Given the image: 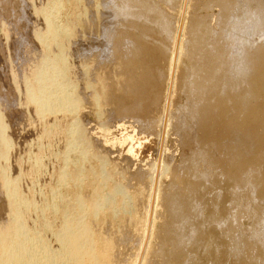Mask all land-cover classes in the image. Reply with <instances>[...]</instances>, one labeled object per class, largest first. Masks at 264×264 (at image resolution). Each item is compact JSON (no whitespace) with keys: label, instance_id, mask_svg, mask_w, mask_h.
<instances>
[{"label":"bare ground","instance_id":"bare-ground-1","mask_svg":"<svg viewBox=\"0 0 264 264\" xmlns=\"http://www.w3.org/2000/svg\"><path fill=\"white\" fill-rule=\"evenodd\" d=\"M46 1L47 2L44 4H42L43 2L41 1L42 5H40V7H35L32 10L35 23L41 24L40 27L37 24H34L32 27H30L33 30L30 32L31 29L29 28L30 30L27 31V33H32L31 35L33 39L32 48L30 51H28V59L31 58L32 61L30 62L32 63L30 65L28 64V72H24V70L27 68L24 69V66H22L18 73H14L12 76V83L14 90H16L17 93L21 92V102L23 99V104L20 105L22 108H24L25 105L28 111L32 113L30 114L32 118L25 117V120H27L25 123H28V121L29 123L32 121L34 122L36 119L39 122V124L35 123L37 121L36 120L34 122L35 124L33 123L34 126L39 125L38 128L34 126L33 128V124H31V128L28 129V124L27 126L24 124V127H28L27 129L25 128V132L27 130L30 131L31 129H39V131H41H38V134L34 132L37 136L40 135L37 137L34 134L35 137H37V139L32 141L34 144H36L34 146H37V150H35L38 152L39 150L41 151L45 149L46 146L43 145V139H46V144L51 142L48 144L49 146L52 144V142L54 143V139L49 142V138L51 136H55L56 138L61 137L62 140L60 141H62V146L59 145L60 148L55 151L54 154L52 153V161H55L57 165H53V162L51 161V167L55 166L52 170H50L51 173L48 171L47 163L49 164V162H47L48 158L46 156V158H44V155L37 157L39 155L36 151L35 155V152L33 153L32 150L28 149L31 144L30 146L27 145V147L29 146L27 148L28 151H32L30 152L31 155L28 154L29 152L27 153V151L24 150V153L27 155V161L24 158L22 159L24 163L22 160L21 161L22 164L27 162L28 165L26 166L30 168L27 170L32 172L34 175L32 176L35 178L42 175L43 177V174L49 172L52 177L51 180H53V184H50V181L49 183L46 182L49 184V187H47L48 185L46 184L44 189H47L43 194L44 197L42 198V204L36 205L39 203V201L34 204V202L32 203V201H29L30 199H28V197L25 195L27 194V196H29V191L30 193L31 191L34 193V188L36 187L35 184L37 182L39 183V180L37 182L35 181V184L29 181V184H32V187L28 184L29 189L30 187H35L33 190H29L27 188L29 190H26L28 193L25 192L26 194L23 195L22 191H19L21 189L19 187L20 179L18 175L17 177H10V168L12 166L9 167V156L12 159L11 154L15 152L16 144H14V142L16 140L14 139L15 141H13V135L15 134L13 133L14 130H11L13 127L11 125L12 123L8 122V125L11 123L10 130L12 131L13 135L11 134L7 123L5 120H3V117L0 114V163H2L0 165V192L1 195L6 199V211H8L6 222L0 223V264H110L111 253H109L107 248L102 251L100 250V239L99 237L97 239L94 237V234L96 233L93 232L91 228L92 226L87 224L86 218L94 217L96 219L99 212L101 213L100 210L103 209L105 211V208L110 210V214L112 215L116 210L118 211L116 213L119 214L121 209L124 211V207L122 206L126 205H123L124 203L121 202V209L120 206V210H118V208L116 209V207H118L117 203L120 205L119 201L115 202L116 198H125L124 196L128 193L124 192V187L126 188V186H124V183L121 181V184L116 182L115 185L112 186V189H109L107 192L106 187H108V185H104L108 184L107 182L110 180L112 181L113 179L111 177H114L111 176L112 173L109 172L112 171L115 174V170H118L119 168H115L114 163V167H110L112 170L107 169L106 167L108 166L106 165L110 163L108 162L109 158L102 155V153L100 154L101 151L99 152V149L98 152L100 155L97 153V151H91L93 147H95V145L98 146V144L93 146L95 142L93 143L92 140L96 141V139L95 137L94 139L90 137L91 134H88V130L86 131V124H84L83 120L80 118L84 112V105L87 104L86 100L88 99V92L90 93V97H92L90 102H95L97 104V106H95L96 108H94L96 112L100 113L102 111L100 107L98 108L100 110L97 111L99 104L102 102L105 103V101L109 100L112 101L111 97H109L111 99L105 97L106 99L101 101L100 95L98 91H96V87L93 86V84L97 85V83H93L95 81V72L93 71L94 68L88 67V62L93 57L95 58V62L93 61L94 59L92 61L97 64L96 66L99 69H101V67L105 68L104 64L106 65L105 61L109 60L108 58L111 57V59L115 61L113 63L111 60L113 63L112 65L108 63L110 61L109 60L107 65L110 64L111 70L113 69L115 73H117L119 79V82L117 81L116 84L114 97L116 102L115 115H118L117 117H120L122 120V125L120 124L121 122L118 123L120 126H122L121 128H123L126 123H130L131 126L133 123H137L140 125V129H142L144 132L147 131L149 133H155V140H157V151L160 153L159 157H161V159L159 158L157 162L153 163L146 175L148 179V193L145 203L146 210L144 214V223L143 228L141 227L142 230L140 234V240L135 251L136 254L133 262L131 263L144 264L143 262L145 260V254L147 253V248L149 246L148 243L150 242L152 228H154L153 225L155 224L153 220L155 209L157 207L156 203L159 196L158 188L160 180L163 179V175L169 173V170L167 169L168 165L163 161L162 155L165 149V145L163 143L167 139L168 135H170L169 132L172 129L171 127H174L173 120H176L174 128L179 133H181L183 140H191L197 145V150L195 148L196 152L190 158L191 165L195 167L199 163L209 164L211 159L208 154L212 152L215 156L218 153L217 150L219 151L220 149V144H216V142H211L209 146H206V148L201 147L202 137L205 136V133H208V135L210 133L213 134L211 128L215 126V123L218 121L216 119L217 115L215 113V109H213L211 106V99L208 98L209 95H212L214 98L218 96L219 99H225L229 101V104L233 102L230 104V106L236 104L234 102H237L239 105L240 114H246L247 111L255 108L256 102L260 99L261 92H264V81L261 79L264 78V70L262 71L260 66V63L264 65V0H212L210 4L206 5V8H212V6H215V8L216 6L219 7L220 10H218L221 11V17L219 18V21L222 22V24L224 23L223 28H218L217 30L206 25L207 22L205 23L203 19H198L196 24L187 30L188 25L186 23V19L184 20V18L185 8H189L188 3L186 6V2H188V0ZM158 1H163V3L169 7L173 5L174 2L178 3V17L176 19L174 18L175 21L173 24L170 23L171 15L169 16L163 11L166 9L165 7L164 9L159 7L160 2ZM26 5L28 6L27 3ZM163 5L164 4H162V6ZM170 9H172V7H170ZM70 10L73 12V14L68 13ZM25 11L27 10L24 9L23 12ZM165 11L168 13L170 12L169 9ZM108 12H112V16L116 19L123 18L121 25H125L126 28L122 31H114L106 27L107 30L105 29L103 31V37L107 43L104 44L105 47L103 52L98 54V56H91L95 53H92L91 55L89 54L91 49H87L88 45L86 49L82 48L84 43L82 42V38L85 39L83 36L87 31L90 33L89 34L87 32V34H89L87 36L90 37L91 35L92 37V33H94L92 31L96 23H98L99 19L103 20L105 16L108 15ZM31 16L29 18H31ZM31 20L32 19H30V21ZM34 20L32 21L34 22ZM30 21L29 24L31 25L32 21ZM112 22L109 21L111 24ZM28 25L27 28L29 27ZM217 26L219 27V25ZM153 28L157 29L156 33L163 36L164 39H167V42L169 43L167 47L168 49H165V52L168 54V72L165 81L166 87L162 97L160 96L161 94L159 95L157 92V85L155 84V81L148 92L146 90L147 81L149 78H152L153 75L150 76V74H148L147 70L145 69V67H147L145 62L146 54L148 55L150 53L146 52L145 48L147 44H152V42H157L155 43L156 45H161L160 39L155 40L153 37L154 39L152 40L150 38V33H152ZM83 31L85 33L84 35ZM26 34H24V36ZM253 35L261 36L263 41L259 44H255L252 39ZM26 36H28V34ZM29 37H25L26 40H29ZM96 39H98V36ZM88 42L92 44L93 41ZM20 43L18 44L21 45ZM94 44L96 45L95 42ZM90 48L94 50L95 46ZM97 52H99V49ZM105 53H108L111 56H105L108 55ZM184 55L187 57L186 65H188L186 68L187 73L184 78V84L187 86V101L185 105L173 110L174 108L172 105V98L175 92V86L177 85L175 84L178 72L177 68ZM161 57L162 56H160V59ZM93 62H91L92 66H94ZM153 67H155L154 64ZM111 70H108V72ZM157 75L158 81H160V72L157 73ZM101 89L99 91L103 94L105 90H103V88ZM18 102L20 103L19 99ZM261 102L262 100L260 103ZM26 108L24 110H26ZM96 112H94L95 115H93V117L96 116V114L98 116L99 113ZM27 113L28 112L24 114L26 115ZM97 116V121L102 120L101 117ZM20 119H22V116L17 120L21 121ZM50 120H52L53 123H50ZM18 123H15V125H18ZM60 123L61 126L64 124L62 129ZM99 124L102 125L101 122ZM108 125L106 126V129ZM40 126L42 127L40 128ZM259 126L261 128L256 133H254L248 128H239V126L236 125L232 131V144H227V146L224 145L223 149L233 152V158L240 157L239 150H242L243 153L247 154L252 148L255 138L260 133H262V130L264 129L263 122L262 125ZM103 128H105V125L100 127L101 132ZM109 129L110 128H108V130ZM132 129H134V127H132ZM106 131H104V133ZM132 131L135 133V130ZM58 138L57 141L60 143ZM115 138L116 137L113 139ZM120 138L119 139L122 140L123 137ZM108 139L109 138H107V140ZM124 139L126 140L127 136H125ZM116 140L117 138L115 141ZM120 142H123V140ZM128 142L131 143L130 140ZM98 143L100 144V142ZM103 143H105V141ZM107 143L110 145L109 142ZM117 144L125 145L127 143ZM194 144L192 146H194ZM103 147H99L100 150H102ZM48 150L49 149H47V151ZM32 153L35 156H33ZM46 153L43 151V154ZM47 155L51 156V154ZM107 156L109 155L107 154ZM126 156L128 157L127 153ZM131 156L130 159H132L134 155L131 153ZM90 159L93 161L97 159L98 162L97 160L95 162L100 163V166L98 167L99 164H97V167H94L95 170L93 167H89L88 165L91 161ZM18 161H20V159H18ZM18 161H14V165H18ZM129 163L128 166L130 167ZM93 164L90 166H93ZM19 167L22 166L19 165ZM168 168L171 169L170 167ZM21 169H18V172L22 171ZM106 169L109 170V172ZM30 171H27L29 175H31ZM172 171L175 172L174 170ZM27 172L26 175H23V172L21 175L25 177L27 176ZM119 172L122 173L121 170L118 171V173ZM88 175L92 176L93 181L95 180L94 175L98 176L99 180L101 178L102 183L99 181L98 182L102 184V188H105L107 193L105 191V193H101L102 189L100 192V186L98 188L97 183L95 190H98L99 192L95 193V195L92 190L91 192L95 195V198L91 201H88L91 199L90 198L86 200L88 201L86 202L84 200L85 196H83L81 192L83 186L85 187L87 184V180L91 179L88 178ZM22 176L20 178H22ZM202 177L206 178V176ZM27 178H31V176ZM32 179L33 178H31V180ZM84 181H86V184H84ZM89 181L88 183L90 185L91 181ZM93 181L91 182L92 184L95 183L97 179L94 182ZM21 183L22 182H20V185ZM92 184L91 187L93 188ZM89 185L87 184L88 187ZM95 185L96 184H94V186ZM171 188L173 194L169 196L165 202L169 213L168 221H170V223L163 227L161 233L163 236V242L172 247L169 252L164 253V259L169 262L177 258H181L180 260L184 258L183 248L185 240H187V242L195 241L196 235L194 229L190 231L188 237L184 236L183 232L184 226L191 222L192 219H195L196 215H198L196 206H193V204L190 205L188 203L185 196L186 194L184 195L183 185H181L178 181H175L173 182ZM186 189H188V192L192 193L190 188L186 187ZM191 193H188V195ZM38 194L35 193L34 195L38 197ZM40 195L41 194H39V196ZM30 196L34 198L33 195ZM127 196L128 195H126L125 199L128 198ZM90 197H92V195ZM38 200H40L39 197ZM121 200H123V202L127 201H124V199ZM190 200L191 199H189V202ZM127 202H129V200ZM261 208L262 207L259 209ZM129 211L131 210H128L127 212ZM261 211L262 209L260 210V214ZM262 216H264V209ZM261 218H258L259 221L257 222V226L252 229L250 228L251 230H249L250 233L248 236V242L249 244L252 243V245H259L260 248H262L260 264H264V218ZM93 219L92 222L95 220ZM88 220L90 221L91 219L89 218ZM239 230L242 229L239 228ZM242 234H244V232ZM238 238L236 241H238L239 245L241 244L239 242L245 239V237H240L239 240ZM101 242H103V240H101ZM233 242L235 243V241ZM232 245L234 244L232 243ZM236 245L237 244L234 245V250L236 249ZM248 245L246 244L245 246ZM241 246L242 245H239L237 247L239 251L236 254L232 250L236 255L234 256L237 259L239 256L241 257L245 251L243 250L245 247ZM104 247H106V244H104ZM251 250H249V252ZM242 258L244 259V257ZM255 258L256 257H254V259Z\"/></svg>","mask_w":264,"mask_h":264},{"label":"rangeland","instance_id":"rangeland-1","mask_svg":"<svg viewBox=\"0 0 264 264\" xmlns=\"http://www.w3.org/2000/svg\"><path fill=\"white\" fill-rule=\"evenodd\" d=\"M24 1L25 0H0V114L2 115L3 120H5L7 125H8V122L12 123V124L9 123L8 128L10 130V124H11L13 126V127L11 126L12 127L11 130L13 129L14 130V131L12 130L13 133L15 135H17V136L13 135L12 131L10 130L11 134L13 135V141L16 140L18 142V144L16 141H15L16 143L14 142V144H16V148H15V152L13 151L14 153L11 154L12 159L9 156V167L12 166L10 168V170H11L10 171V174H11L10 177L11 176L17 177V175H18V177L20 179L19 187L21 189L19 191H22L23 195L28 193L27 191H29L30 189L33 190V188L36 186L34 188L35 189L34 193H33V191H31V193H32L31 194L29 191V193H30V194L28 193L29 196H27V194L25 196L28 197V199H30L29 201H32V203L34 202V204H36L37 201H39V203L36 205H39V204L41 205L42 200H43L42 198L44 197L43 194H44L45 190L47 189V188L44 189L46 184L49 183V181H50V184H53V180H51L52 177L50 174L51 173L50 170H52L57 164L55 161H52L53 160L52 153L54 154L55 151H57L60 148L59 145H61L62 141H60V140H62V138L57 137L60 141V143H59L55 136L54 137L51 136L49 138V142L54 139V143L52 142V144L50 146L48 144H50L51 142L46 144L47 143L46 139H43L44 142L43 141L42 142H43V145L46 146L45 149L41 150L42 154H41L40 150L38 152L36 151L37 146H34L36 144H34V142H32V141H34V139H37V137L40 136V135L39 136L36 135V133L38 134V131H39V129L37 130L36 128H38L39 125L34 126L35 123L39 124V122L36 119L37 121L35 120L36 121V122L34 121L35 123L33 121L30 123H29V121H28V123H25V122H27V120H25V117L26 118L27 117L32 118V116H30V114H32V113H30L28 111V109L26 108L25 105H24V108H22V106L20 105V104H23L22 103L23 99L21 102V96H22V95H20L21 92L17 93L16 90H14V86L12 83L13 74L18 73V71H20L22 66H24V69L27 68L24 70V72H26V71L28 72L29 65L32 63V62H30V61H32V59L31 58L28 59V56H29L28 51L31 50L32 44H33L32 43L33 39H32V35H31L32 33L30 34V32L33 29L30 27H32V25H34V24H37V23H35V20H34L35 18H33L32 10H33V8L38 7V6L40 7V5L47 2L46 0L45 1H43V0H31V2H30V0H26L25 2L28 4V6H27ZM35 1H36V6H35ZM29 2H30V4H29ZM158 2H160L159 7L162 9H164V7H165L166 9H164L163 11L166 12L169 16L171 15L170 16L171 17L170 23L173 24L175 19L178 17V8H177L178 3L174 2L173 5L170 6V7H172V9H173L172 10V9H170V7L168 5L163 3V1H158ZM211 2H212V0H188V2H186V6L188 3V7H189L188 9H186L187 7L185 8V18H184V20L186 19V23L188 25L187 30L190 27L194 26L196 24V22L198 21V19H203L205 21V23L207 22L206 25L210 26L211 28H215V30H217L218 28L219 29L223 28L224 23L222 24V22L219 21V18L221 17V14H220L221 11H219L220 8L217 6H216V8H215V6H212V8H206V5L210 4ZM31 3H32V5H31ZM162 4H164V5L162 6ZM22 8H24L28 12L27 11L23 12L24 9H22ZM167 9L170 10V12H169L170 14L167 11H165ZM30 13L32 14V16ZM68 13L73 14V12L71 10ZM111 13L112 12H108V15L105 16V18L103 20L99 19L98 23H96L95 27L93 28L92 32H94V33H92V37H91V35H90V37L87 36L90 34L89 31H87L89 34H87V32L85 34L83 31V35L85 34L83 37H85V39L81 37L82 42H84L82 48L86 49L87 45H88L87 49L88 50L91 49V52L89 54L91 55L92 53H95V54H92L91 56H93V55L98 56V54L103 52L104 47H105L104 44L107 43V41H105V39L103 37V33H104L103 31L105 29L107 30V28H110L114 31H122L123 29L125 30V28H126L125 25H121L123 18L122 19H120V18L116 19L115 17L112 16ZM23 15L24 16L27 15V16L24 17ZM29 15L31 16V18H29L30 17ZM110 15H111V17H110ZM30 19L34 20V22L32 20H31L32 21L31 22ZM29 21L31 22V25L29 24ZM109 21H111V22L114 21V22H112V24H111V23H109ZM26 24L27 25L29 24L28 28H27ZM37 25L40 27L41 24L38 23ZM217 25H219V27ZM41 28H42V26H41ZM29 30H30V32L27 33V31H29ZM156 32H157V29L153 28L152 33H150V36H151L150 38L152 40L154 38H155V40L160 39L161 45L159 46V45L155 44L157 42H152V44H147V46L145 48L146 52H150V53L147 55L146 52L144 51V53L146 54L145 62L147 64L146 65L147 67H145V69L147 70L148 74H150V76L153 75V77L149 78L147 81L146 90L148 92V90L151 88V86L154 84V81H155V84L157 85V92L159 93V95L161 94L160 96L162 97L164 95V91H165V87H166L165 81H166L167 72H168V69H167V66H168V57L167 56H168V54L165 52V49H168L167 47H168L169 43L167 42V39H164L163 36L159 35ZM26 33L28 34V36H26L27 35ZM186 33H187V31H186ZM24 34H26V35L24 36ZM97 36H98V39H96ZM157 36H159V37H157ZM22 37H24V38H22ZM25 37L26 38L29 37V40L27 39L28 40L27 41ZM253 37H255V38H253ZM253 37H252V39H253L255 44H259L263 41V38L261 36L253 35ZM19 40H21L23 43ZM30 40H31V42H30ZM258 40H261V41H258ZM88 41H93V42L91 44ZM85 42H86V44H85ZM94 42L96 43V45L94 44ZM18 43H20L21 45H19ZM88 43H90V44H88ZM28 44H30V45H28ZM89 45H91V46H89ZM97 45H99V46H97ZM92 46L93 47L95 46L94 50L92 48H90ZM161 46H162V49H161ZM164 46H166V47H164ZM153 47H154V49H153ZM158 48H159V50H158ZM98 49H99V52H97ZM155 49H157V50H155ZM154 52H156V53H154ZM105 54H108V53H105ZM151 54H153V55H151ZM159 55L162 56L161 59H160ZM105 56H111V55L108 54ZM150 57H152V58H150ZM108 59L110 61L109 60L105 61L106 65L103 62L105 68L101 67L102 70L99 69L96 66L97 64L94 63L95 62L94 57L92 59H90L91 62L94 61L93 62L94 66H92L91 62L89 61L88 67L94 68L93 71L95 72V81L93 83H97V85L93 84V86L96 87V91H98L101 101L105 100L106 99L105 97H108V98L111 97L112 99L111 98H109V99H111L113 102L109 100V101H105L106 104L104 102L99 104V106L97 107V111L100 109L102 110L101 111L102 113L100 112L101 113V116H100V113L96 112V110L94 109V108H96L95 106H97V104L95 102L94 103L90 102L92 100L91 99L92 97H90V93L88 92V99L86 100L87 104L84 105V112L80 116V118L83 120L84 124H86V127H87L86 131L88 130L87 131L88 134H91L90 137H92V139H94V137H95V139H96V141L92 140L93 143L95 142L93 144V146L95 144H98L99 147L104 146L103 147L104 150L102 148H101L102 150H100V148L97 145H95V147L96 146L97 147L96 148L93 147V149H96V150L92 149L91 151L92 152L97 151L98 154L101 151L100 154L102 153V155L109 158L108 162H110V163H108L106 165V166H108V167H106L107 169H111L112 167H114V165H113L114 163H115V168H117V169L119 168L118 170H115L116 171L115 174L112 171L109 172V170L106 169L109 173H112L111 176H114V177H111L113 179L112 181L110 180L111 182L109 181V182H107L108 184L104 185V186L108 185V187H106L107 192L109 189H112V186H114L116 182H118L120 184L122 182V183H124V186H126V188L124 187V190H125L124 192L128 193L126 195H128L127 197L129 199L128 198L125 199L126 195L124 196L125 198H122V197L116 198L115 202L119 201V203H120V205H118V203H117L118 207H116V209L117 208H118V210L121 209V202L124 203L123 205H126V206H122V207H124L123 208L124 211L121 209L122 211L120 210L119 214L116 213V212H118L116 210L115 212H113L114 214L112 215V214H110L111 213L110 210L105 208V211L103 209L100 210L103 215L99 212L98 215L100 217L97 215V217H99V218L96 217V219H95L94 217H89L91 219L89 221L88 220L89 218L87 217L86 220H87V224L92 226L91 228H92L93 232L96 233V234H94V237L96 239L99 237V239H100V248H101L100 250L102 251V250H105V248H107L109 253H111L110 264H131L134 260L135 254H136L135 251L137 249V244L140 240V234H141V230L143 228V223H144L143 222L144 221V214H145V210H146L145 203H146L147 193H148V191H147L148 179H147L146 175H147V172L150 170L149 168H151V166L153 165V163L157 162V160H159V158L161 159V157H159L160 153L157 151V146H156L157 140H155L156 139L155 133H149L147 131L144 132L142 129H140V125H138L137 123L136 124L133 123L132 126L130 123H126L123 126V128H121L122 126H120V124L122 125V122H121L122 120L120 117H117L118 115H115V113H116V104L115 103L116 102H115V97H114L116 84H117V81L119 82V79H118L117 73H115V71L113 69L111 70V67H110V64L113 65V63L115 61L112 60L111 57ZM156 59H157V61H156ZM111 60L113 61V63ZM25 61H26V63H25ZM152 61H153V64L155 67H153ZM107 62L110 63V64H108L109 66L107 65ZM186 63H187V57L184 55V57H182V59L180 60L179 66L177 68L178 72H177V77H176V82H175V84H177V85L175 86V90H174L175 92H174L173 98H172V100H173L172 105L174 108L173 110L185 105V103L187 101V99H186V97H187V86H186V84H184V78H185L186 73H187L186 68L188 66V65H186ZM26 64L27 65L29 64L28 67ZM89 65H91V66H89ZM260 66H261V70L263 71L264 65H262L260 63ZM108 70H111V71L108 72ZM159 72L161 74L160 75V81H158V75H157V73H159ZM261 79L264 81V78H261ZM101 88H103V90H105L103 93L104 95L101 93L102 92ZM100 89H101V92L99 91ZM107 93H108V96H107ZM111 94H112V96H111ZM208 98L211 99V106L213 109H215V113L217 115L216 119L218 121L216 120L217 122L215 123V126H213L211 128L212 129L211 131L213 134L210 133L208 135V133H205L204 134L205 136L202 137V146L201 147L206 148V146H209L211 142H216V144L217 143L220 144V149H219V151L217 150L218 153L215 156L212 152H210L208 154L210 159H211L209 164L208 163H199L196 165L197 167L196 166L193 167L190 163V158L196 152L197 145L194 144V142L191 140H187V141L183 140V138L181 137V133H179L174 128L176 120H173L174 127H171L172 129L169 132L170 135H168L167 139L163 143L165 145V149H164V153L162 155L163 161L165 163H167V165H168L167 169L169 170V173L163 175V177H162L163 179L160 180V184H159V188H158L159 189V196H158V201L156 203L157 207L155 209L154 220H153V222L155 224L153 225L154 228H152L150 242L148 243L149 246L147 248V253L145 254V260L143 262L144 264H237V263L238 264H255V263L260 264L261 263L260 259H261L262 248H260L259 245H252V243L249 244L248 236L250 233L249 230H251L252 228L257 226V222L259 221V219L261 217L264 218V216H262V212L264 209V129L262 130V133H260L255 138V140L253 141L254 142L253 146L247 154L243 153L242 150H239V153H240L239 158H236V157L233 158L234 153L226 151L225 149H223V147H224V145L227 146V144L228 145L232 144L231 143V141H232L231 137L233 135L232 131L236 125L239 126V128H246V129L248 128L251 132L256 133L261 128L259 125H262V122L264 124V92L263 93L261 92L260 99L256 102L257 107L255 106V108H252L250 111H247V113H246L247 115L244 113L240 114L239 105L237 104V102H234L237 105L233 104L230 106V104L233 102H231L229 104V101H227L225 99H219L218 96H216L214 98V97H212V95H209ZM18 99L20 100V103L18 102ZM261 100H262V102L260 103ZM89 102H90V104H89ZM103 103H104V105H103ZM99 107H100V109H98ZM25 108L27 111L24 110ZM114 110H115V112H114ZM23 111H25V112H23ZM26 112H28L27 114H29V115H27V114L25 115L24 113H26ZM94 112L99 113L98 116H97V114H96V116L101 117L102 120H100L98 118L100 121H97L96 116L93 117V115H95ZM20 113H21V115H20ZM21 116H22L23 120L20 119L21 121H18L17 119L21 118ZM51 121L52 120H50V123H53V121L52 122ZM18 122H20V123H18ZM100 122L102 123V125H105V128L102 129V132L100 130V127H102V125L99 124ZM103 122H105V123H103ZM15 123H18V125L17 124L15 125ZM61 123H60V126H61ZM118 123H120V124H118ZM24 124L26 126L28 124L29 128L24 127L25 126ZM31 124H33L32 127L33 126L36 127L35 128L36 130L31 129L32 131L27 130L25 132V128L30 129ZM106 124L107 125L109 124L107 129H106V126H107ZM113 124H114V126H113ZM133 125H135V126H133ZM62 126H61V129H62ZM41 127L42 126H40V128ZM132 127H134V129H132ZM21 128H22V130H21ZM108 128H110V129L108 130ZM131 129L135 130V133ZM214 129H215V131H214ZM20 130L22 131V133ZM23 130L25 133L23 132ZM229 130H230V132H229ZM104 131H106V132L104 133ZM34 132H36V133H34ZM39 132H41V131H39ZM34 134L37 137H35ZM214 135H215V137H214ZM125 136H127L126 140L124 139ZM98 137H99L100 141L98 140ZM112 137L113 138L116 137L117 140L115 141L116 138L113 139ZM120 137H123L122 138L123 142H120V141H122V140H120L121 139ZM107 138H109V139L107 140ZM103 140L105 141V143H103L104 142ZM129 140L131 143L128 142ZM208 140H210V141H208ZM97 141L100 142V144ZM114 141H115V143H114ZM26 142H27V144H26ZM29 142H32L33 145H32V143H29ZM107 142H109L110 145ZM35 143H36V140H35ZM117 143H120V144L127 143V144H125V145L122 144L123 145L122 146V145H119ZM191 143H193L194 146H192L193 144H191ZM30 144H31V146H30ZM101 144L102 145L104 144V145L102 146ZM111 144H113V145H111ZM27 145H29L30 147L28 146L29 147L28 148ZM118 145L120 148L118 147ZM128 145H130V146H128ZM132 145H134V146H132ZM27 148L29 150H32L33 153L36 151L39 155L37 157L44 155V158H46V157L48 158L47 162H49V164L47 163V165H48V171L50 173L46 172L45 174H43L44 175L43 177H42V175H40L41 177L40 176L35 177V178L33 177L34 175L32 174V172L30 170H27V169H30L28 166H26V165H28L27 162H25V164H22V161H23L22 159L24 158L26 160V157H27V155L24 153L25 152L24 150H26L27 153L29 152L28 153L29 155H31L30 152H32V151H28ZM106 148H108V149H106ZM127 148H129V149H127ZM195 148H196V150H195ZM47 149H49L48 150L49 152L47 151ZM98 149H99V152H98ZM126 149L131 151V152L127 151ZM190 149H192V150H190ZM43 151L45 153L46 152L47 153L43 154ZM102 151H106V152H102ZM36 152H35V155H36ZM126 153H127L128 157L126 156ZM131 153L134 155L132 159H130L132 157ZM47 154H51V156L47 155ZM107 154L109 156H107ZM35 155L33 154V156H35ZM17 156H18V159H20V161L22 160L21 162L18 161ZM118 156H119V158H118ZM116 159H117V161H116ZM128 159H130V160H128ZM16 160L21 164H19L17 162L18 165H14V163H15L14 161H16ZM90 160L92 162L91 161L89 162V165H88L89 167H93V169L95 170L94 167H97L96 166L97 164H99L98 167L100 166V163H97L98 162L97 159H96L97 162H95L96 160H94V161L92 159H90ZM12 161H13V163H12ZM128 161L131 163H129ZM23 163H24V161H23ZM51 163L53 165L55 164V166L51 167L52 166ZM128 163H129L130 167L128 166ZM1 164L2 163H0V165ZM91 164H93V166H90ZM186 164H187V166H186ZM19 165L22 167H19ZM15 166H18V167H15ZM168 167H170L171 169H169ZM17 168L19 170L22 168L21 169L22 171H20L21 173L18 172L19 170ZM0 170H1V166H0ZM26 170L30 171L31 175H29ZM120 170L122 171L123 174L120 172L118 173V171H120ZM172 170H174L175 172H173ZM25 171L27 172V176H25L26 178L21 175L22 172H23V175H26ZM170 172H172L173 175ZM46 175H47V177H46ZM21 176H22V178H20ZM30 176L34 180L33 179L31 180V178H27ZM88 176H89L88 178H91L89 180L92 182L93 181L92 176L91 175H88ZM94 176H95V180L97 179V181L94 180L95 183L92 184L89 180H87L88 185H89L88 181L90 182L89 187L87 186L86 181H84L85 182L84 184H86V185H85V187L83 186L81 194H83V196H85V198H84L85 201L90 199V198L91 199L88 201H91L92 199H94L95 195H96L95 193L99 192L101 189H102L101 190L102 192L100 191L101 193L106 192L105 188H102V184H101L102 179L100 178V180H101L100 181L98 176H96V175H94ZM202 176H206V178H204ZM38 180H39V183L37 182ZM29 181H31V183H34V184L36 182L37 183L35 184V186L33 188H31L32 184L30 185ZM98 181L101 183H99ZM175 181H178L181 185H183L184 195L186 194L185 196H186L187 201L190 205L193 204V206H196V208H197L196 211L198 212L197 213L198 215H196L195 219H192L191 222H189L188 224H186L184 226V232H183L184 236L188 237L190 231L192 229H194L195 235H196L195 241H190V242L188 241L187 242V240H185V244H184V248H183L184 258L182 260H180L181 258H177V259H174L171 262H169V261H166L164 259V253L169 252L172 249V247L163 242V236L161 233H162L163 227L170 223V221H168L169 220V213H168L167 206H166L165 202H166V199L173 194L171 186H172L173 182H175ZM20 182H22L21 183L22 186L20 185ZM25 182H27V183H25ZM44 182H45V185H44ZM97 183H98V188L100 186L99 191L95 190L97 187ZM23 184H24V186H23ZM28 184H29V186H31L30 189L28 187ZM91 184H92L93 188L91 187ZM94 184H96V185L94 186ZM99 184H101V185H99ZM196 184H198V185H196ZM47 185H48L47 187H49V184H47ZM186 187L190 188L192 190V193L188 192V189H186ZM23 188H24V190H23ZM186 191H187V193H186ZM35 193H37V194L39 193L42 195V196L41 195L39 196V194H38V197L40 200H38V197L36 195H34ZM188 193H191V194L188 195ZM254 194H255V196H254ZM30 195H33L34 198ZM91 195H92V197H90ZM120 198L124 199V201L129 200V202L126 201L127 202V204H126V202H123V200H121ZM189 199H191L190 202H189ZM88 201H86V202H88ZM131 203H133V204H131ZM119 206H120V209H119ZM260 207H262L261 208L262 209L261 214H260L261 209H259ZM125 210H126V212H125ZM128 210H131L132 212L131 211L127 212ZM254 213L255 214L257 213V214L255 215ZM7 217H8V211H6V199L4 196L1 195V192H0V223L6 222ZM92 219L95 222L94 221L92 222ZM239 228L242 229L243 231L239 230ZM243 232L245 235L242 234ZM246 233H248V234H246ZM95 235H97V236H95ZM239 236L243 237V238L245 237V239L242 238L243 242L242 241L239 242V243H241L239 245H242L241 247H243V246L245 247V249L243 248V250H245V251L243 252L244 254L241 255V257L239 256L240 258L238 257V259H237L235 257L236 256L235 254L239 251V249L237 248L239 245H238V241H236V240ZM246 237H247V240H246ZM239 238H238V240H239ZM106 239L107 240L109 239V240L107 241ZM101 240H103V242H101ZM232 240L235 241V243ZM103 243L106 244V247H104ZM232 243L234 245L235 244L238 245V246L236 245L235 250L233 249V248H235V246L232 245ZM245 243L247 245L248 244L249 245L245 246L246 245ZM102 248H104V249H102ZM251 248H252V250H251ZM232 250L234 251L235 254L233 253ZM249 250H251L253 252H251V251L249 252ZM242 257H244V259ZM254 257H256V258L254 259Z\"/></svg>","mask_w":264,"mask_h":264}]
</instances>
